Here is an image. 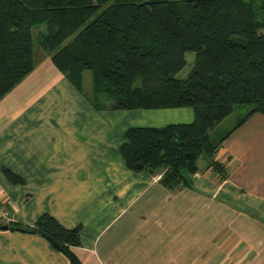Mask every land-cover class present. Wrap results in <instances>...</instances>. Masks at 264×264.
<instances>
[{"label": "crops", "instance_id": "obj_1", "mask_svg": "<svg viewBox=\"0 0 264 264\" xmlns=\"http://www.w3.org/2000/svg\"><path fill=\"white\" fill-rule=\"evenodd\" d=\"M48 63L0 102V206L13 222L48 214L81 227V264H264L263 114L202 156L191 185L170 189L160 173L128 169L120 146L131 126L190 123L194 110L98 112ZM69 263L39 234L0 231V264Z\"/></svg>", "mask_w": 264, "mask_h": 264}, {"label": "trees", "instance_id": "obj_2", "mask_svg": "<svg viewBox=\"0 0 264 264\" xmlns=\"http://www.w3.org/2000/svg\"><path fill=\"white\" fill-rule=\"evenodd\" d=\"M36 44L98 110H194L190 123L131 127L120 147L128 169L162 171L170 189L191 185L202 156L213 157L251 116L264 115V0H0V101L35 70ZM241 106L251 110L215 139ZM7 226L47 233L69 264H81L72 252L81 227L68 229L48 214L34 226Z\"/></svg>", "mask_w": 264, "mask_h": 264}, {"label": "rangeland", "instance_id": "obj_3", "mask_svg": "<svg viewBox=\"0 0 264 264\" xmlns=\"http://www.w3.org/2000/svg\"><path fill=\"white\" fill-rule=\"evenodd\" d=\"M35 53H36V62H37V66L40 65V63H43L44 61H47L49 62L48 64H51L52 63V60H51V56L49 54H47V52H44L41 48H39L37 46V44L35 45ZM194 56V54H188L187 55V61L189 62V60H191V58ZM53 64V63H52ZM36 66V67H37ZM60 71V70H59ZM190 71V68L189 66L182 72L179 74L178 77H184L185 75H187V73H189ZM61 72V71H60ZM62 73V72H61ZM62 75L68 80V82H70V84L73 85V83L71 82V76L69 73L65 74V73H62ZM26 79V78H25ZM24 79V80H25ZM23 80V81H24ZM22 81V82H23ZM86 89L88 91H90V89L92 88V77H91V74L90 73H86ZM74 86V85H73ZM75 87V86H74ZM76 89V87H75ZM77 90V89H76ZM78 91V90H77ZM79 92V91H78ZM80 93V92H79ZM81 95H83L82 93H80ZM84 96V95H83ZM86 97V96H84ZM5 98V97H4ZM87 98V97H86ZM88 99V98H87ZM3 100V99H2ZM1 100V101H2ZM0 101V102H1ZM90 102V101H89ZM91 103V102H90ZM95 110H97L98 112H101V111H108V110H98L96 108H94ZM190 110L193 111V109L191 108H188ZM251 110V108L249 106H241L239 107L233 115H231L229 118H227V120L222 124V126L220 127V129L216 132V134H213L215 135V138L218 139L220 138V136H222L223 134L229 132L230 130H232L238 123L239 121ZM131 127H135V126H131ZM129 127V128H131ZM128 131V129L126 130V132ZM125 132V134H126ZM225 132V133H224ZM124 140H125V135H124ZM124 142V141H123ZM123 144V143H122ZM121 144V145H122ZM121 147V146H120ZM210 166V165H209ZM212 166H210L209 168H211ZM161 175H157L159 179L162 180L163 178V172H159ZM8 213V211L6 210H1L0 212V226H4V225H8L10 223H12V219H11V216L10 214H8L7 216H5L3 213L5 212ZM3 230V229H0V231Z\"/></svg>", "mask_w": 264, "mask_h": 264}, {"label": "water", "instance_id": "obj_4", "mask_svg": "<svg viewBox=\"0 0 264 264\" xmlns=\"http://www.w3.org/2000/svg\"><path fill=\"white\" fill-rule=\"evenodd\" d=\"M7 228L8 226H0V229L3 230H6ZM40 235L45 239H47L51 243V245H53L56 249H58L61 252L63 251L64 247L59 242H57L53 237H51L50 235L44 232H40Z\"/></svg>", "mask_w": 264, "mask_h": 264}, {"label": "built area", "instance_id": "obj_5", "mask_svg": "<svg viewBox=\"0 0 264 264\" xmlns=\"http://www.w3.org/2000/svg\"><path fill=\"white\" fill-rule=\"evenodd\" d=\"M1 210H3L2 209V207L0 206V212H1ZM5 212V211H4ZM5 216H7L8 215V213L7 212H5V213H3Z\"/></svg>", "mask_w": 264, "mask_h": 264}]
</instances>
